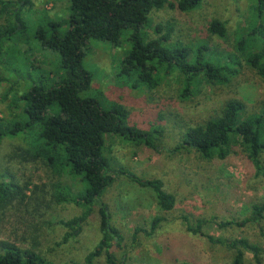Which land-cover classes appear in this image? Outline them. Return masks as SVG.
Returning a JSON list of instances; mask_svg holds the SVG:
<instances>
[{
  "label": "rangeland",
  "instance_id": "rangeland-1",
  "mask_svg": "<svg viewBox=\"0 0 264 264\" xmlns=\"http://www.w3.org/2000/svg\"><path fill=\"white\" fill-rule=\"evenodd\" d=\"M31 2L28 10L22 9L23 18L27 20L26 31L13 40L5 56L0 58V72L22 86L11 91L8 83L0 85V119L10 117L14 112L11 103H15V98L32 82L48 80L51 84L61 73L58 56L42 50L35 34L39 29L48 30L55 24L59 32H64V22L69 14L68 1ZM256 6V0H202L196 10L188 13L167 8L151 13L153 24L172 25L173 39L185 44L206 40L239 58V72L232 80L203 87L189 99L179 97L182 84L175 73L151 90L133 87L130 80L127 82L126 78L119 76L121 60L130 49L126 37L115 47L105 41L86 42L83 66L91 75L87 95L98 98L106 109L115 104L124 106L129 112L128 124L147 131L155 130L151 136L157 150L145 145L136 146L117 135H105L104 155L109 160L110 169H122L144 179H159L164 190L175 199L174 209L162 213L155 207L149 191L140 189L125 175L117 177L103 200L111 214V224L124 239V249L115 251L118 264H225L230 260V253L203 237L186 232L184 218L191 222L240 219L252 203L264 201V178L254 176L250 163L240 151L223 161L209 162L193 152L172 151L181 140L185 126L203 123L216 115L226 100L242 101L246 115L254 114L264 103V78L245 63L251 53L246 46L247 33L257 25H264V10L259 18ZM214 19L225 23L227 38L208 35V24ZM239 47L242 52L235 50ZM33 60L39 61V68L29 66ZM9 69L14 71L13 77L7 72ZM17 120L23 123L26 119L18 117ZM24 134L30 135L28 132ZM16 147L26 148L19 138L5 139L2 143L0 175L20 186L22 191L27 187L25 193L30 198L15 200L0 208V241L21 248L33 247L36 253L54 264H83L86 254L101 238L97 212L86 220L76 238L63 243L66 230L57 222L80 215L81 209L73 203H50L52 181L60 179L51 177L40 161L25 162L16 157ZM29 147L34 153L40 149V143L37 141ZM63 182L70 185L72 195H77L80 187L81 191L85 188L80 179L63 178ZM155 215L165 219L156 232L151 236L140 232L132 241L134 228L149 232L150 221ZM204 232L215 238L245 237L264 246V223L260 228L246 226L225 230L212 225ZM94 264H105V261L98 258Z\"/></svg>",
  "mask_w": 264,
  "mask_h": 264
},
{
  "label": "trees",
  "instance_id": "trees-1",
  "mask_svg": "<svg viewBox=\"0 0 264 264\" xmlns=\"http://www.w3.org/2000/svg\"><path fill=\"white\" fill-rule=\"evenodd\" d=\"M67 1L66 30L59 32L55 24L48 30L39 29L35 34L42 50H49L58 56L59 78L51 84L48 80L32 82L15 98L16 102L11 103L14 112L8 119H0V147L5 139L19 138L24 141L26 148L16 147V157L25 162L40 161L51 177L60 179H52L49 202L57 205L73 203L81 209L80 215L57 222L66 230L63 243L76 238L86 220L94 211L97 212L101 238L86 254L83 264H94L98 258H103L105 264H118L115 251L124 249V239L111 224V214L103 200L117 177L125 175L131 183L149 191L155 207L162 213L174 209L175 199L164 190L159 179H144L122 169H110L109 160L104 155L105 135H117L134 142L136 146L145 145L157 150L151 136L155 130L147 131L128 124L129 112L124 106L115 104L106 109L98 98L87 95L91 75L83 66L86 42L105 41L115 47L126 37L130 49L121 60L119 76L126 78L127 82L130 80L133 87L151 90L175 73L182 84L181 99L196 96L203 87L232 80L239 72L240 62L237 55L219 49L216 44L206 40L185 44L173 39L172 25L152 23L150 15L154 11L167 8L188 13L196 10L202 0ZM256 3L260 18L264 0H256ZM31 6V0H0V58L5 56L13 40L26 31L27 20L23 18L22 9L28 10ZM207 33L210 37L227 38L225 23L216 19L209 22ZM246 38V46L251 53L245 63L264 78V25L255 26ZM23 50L26 52L25 48ZM235 50L242 52L243 49L239 47ZM38 60H33L29 66L39 68ZM7 72L13 77L12 69ZM5 83L9 84L11 91L22 88L21 83L0 72V85ZM18 117L25 118V122L18 121ZM26 132L30 135H25ZM37 141L40 149L32 153L29 146ZM179 150L193 152L207 162L223 161L238 150L250 163L254 176L264 178V103L254 114L246 115L242 101L226 100L216 115L203 123L185 126L181 140L172 151ZM63 178L80 179L85 188L81 191L80 187L78 194L72 195L70 185L64 184ZM0 179H6L0 182V208L15 200L30 198L25 193L27 187L22 191L4 175H0ZM164 221L163 216L155 215L150 221L149 232L134 228L132 241L140 232L153 235ZM183 223L186 232L203 237L228 251L230 260L225 264H246L249 261L264 264L263 245L245 237L215 238L204 232L212 225L221 230L246 226L260 228L264 223V201L252 203L240 219L225 222L198 219L191 222L184 218ZM0 264L54 263L36 253L33 247L21 248L14 243L0 241Z\"/></svg>",
  "mask_w": 264,
  "mask_h": 264
}]
</instances>
